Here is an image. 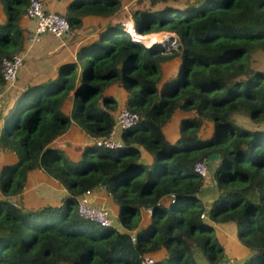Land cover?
Instances as JSON below:
<instances>
[{"label":"trees","instance_id":"obj_1","mask_svg":"<svg viewBox=\"0 0 264 264\" xmlns=\"http://www.w3.org/2000/svg\"><path fill=\"white\" fill-rule=\"evenodd\" d=\"M127 1L70 0L62 13L69 30L85 15L107 21L55 76L10 98L0 144L15 160L0 167V264H200L195 247L209 264H222L219 225L249 250L229 263L264 264V126L232 119L264 121V71L250 65L254 51L264 52V0H138L124 28ZM1 3L0 70L2 57L22 48L19 18L28 0ZM155 47L163 61L179 55L174 72ZM3 83L0 75V89ZM113 83L138 119L119 128L118 146L103 147L93 139L114 125ZM176 111L184 115L169 139L163 126ZM71 122L91 139L77 158L52 143ZM213 151V171L200 175L195 162ZM33 169L63 186L59 204L26 208L13 199ZM206 174L213 183L205 188ZM99 186L116 205L121 230L78 214L77 198ZM203 191L212 193L208 204ZM158 250L164 254L145 260Z\"/></svg>","mask_w":264,"mask_h":264},{"label":"crops","instance_id":"obj_2","mask_svg":"<svg viewBox=\"0 0 264 264\" xmlns=\"http://www.w3.org/2000/svg\"><path fill=\"white\" fill-rule=\"evenodd\" d=\"M69 1L70 0H42L46 10L57 11L60 13H64ZM5 17V12L0 0V22H3ZM106 21L107 17L85 15L81 17L80 26L71 29L62 38H56L49 33H42L38 40L28 42L27 35L34 30L35 21L32 18L26 17L23 13L19 18V25L23 33V44L22 48L18 50L23 53V61L12 85L16 86V88L14 87L15 89L14 93L12 92V95H15L28 83L39 82L47 77L55 76L59 65L66 61L75 60L78 47L84 41L96 35L99 27ZM162 66L165 67L163 64ZM9 89V87L0 89V128L2 126L3 117L6 115V111L9 108L8 106H10V98L12 95H7L9 94ZM108 91L113 94L117 100V108L114 111L115 116L116 112L124 106L123 100L125 95L123 90L115 83L108 87ZM69 107L70 101L66 100L64 110L68 111ZM182 115H184V113H181L180 111L174 112L163 126V132L167 138L174 139L177 137L178 122ZM118 136L119 128L117 127L114 132V138L118 139ZM90 141L91 139L80 129V127L76 125V123L71 122L66 130L57 136L52 143L61 148L69 158H77ZM2 149L3 151L8 150L6 148ZM5 153L7 159L3 164L15 160V155L11 151L8 150ZM141 158L145 162L150 161V156L145 151H141ZM206 185L207 184L205 183V188ZM64 195L65 189L58 183V181L49 177L40 169H33L28 172L24 186L19 194V196H21V202L18 198L15 199V197H13V199L26 208H36L47 204L57 205L60 203ZM84 196L92 204L107 207L111 215L116 219V205L111 201L109 195L101 186L88 191ZM209 201L210 200L203 198L205 204H208ZM141 215L142 218L145 219L148 217L149 213L142 209ZM116 227L120 230L122 229L119 223ZM159 256L161 255H155V257Z\"/></svg>","mask_w":264,"mask_h":264},{"label":"built area","instance_id":"obj_3","mask_svg":"<svg viewBox=\"0 0 264 264\" xmlns=\"http://www.w3.org/2000/svg\"><path fill=\"white\" fill-rule=\"evenodd\" d=\"M24 15L32 18L35 21V28L27 35V41L32 42L38 40L42 33H49L56 38H62L69 30L68 22L65 16L57 11L46 10L42 0H28L25 7ZM23 61V53L16 51L8 57H2L0 75L3 80V89L13 85L17 71ZM138 119L137 113L121 107L115 114V121L113 127L108 134L103 137L93 139L94 144L103 147H115L119 145V140L114 138L115 129L130 126ZM194 169L200 175L206 172V163L204 160L197 161L194 164ZM76 209L78 214L89 220L102 225L112 224L110 211L103 205H95L88 201V199L81 195L77 198ZM148 212V210H146ZM134 240V236H131ZM145 260L150 262L151 257H145Z\"/></svg>","mask_w":264,"mask_h":264},{"label":"rangeland","instance_id":"obj_4","mask_svg":"<svg viewBox=\"0 0 264 264\" xmlns=\"http://www.w3.org/2000/svg\"><path fill=\"white\" fill-rule=\"evenodd\" d=\"M144 1L146 2L147 0H144ZM181 1H183V0H178V2H181ZM137 2H138V0L137 1L136 0H128L126 2V4L123 5V8L126 9V15L122 19L124 24L126 22L125 28H126V26L129 27L130 22H132V20L130 18L129 9L133 8L137 4ZM153 36L158 37L161 40H163V39L167 38L168 34L158 33V34H155ZM154 51H155L157 58H159L157 55L156 47H155ZM178 57H179V55L172 56L165 61L161 60L160 58L158 60L161 64H163L165 66L164 67L165 70L174 71L176 68V62H177ZM250 65L253 66L254 68H257V69L264 71V52L254 51L251 54ZM14 87L16 88V86H10L9 87L10 89L8 91L9 94H7L8 96H11L14 93V89H15ZM232 119L236 124L241 125V126H245V127H251L255 124H258L260 126H264V121H262L260 123H254L245 114H242V113L233 114ZM201 133L207 134V135L211 133V129H210V126L208 123H204V126H203V129L201 130ZM2 151H3V149H2V146L0 144V167L3 165L4 162H6L7 155L5 152L8 150H6V151L4 150L5 152L4 151L2 152ZM3 156H5V157H3ZM205 177H206V184L208 186H212L210 181L212 183H213V181L210 178H209V180H207L208 179L207 174L205 175ZM214 185L215 184H213V186ZM203 193H202V195L204 198H206V200L212 199L210 197L211 194H207L206 191H203ZM16 198H18L21 202V196H19V195H18V197L15 196V199ZM110 215H111V213H110ZM111 218H112V224L115 226H118V222L116 221V219L112 215H111ZM216 228H217V231H216L217 237L224 247V257H225L224 261L237 262L241 258H243L246 254L249 253V250L247 248L243 247L242 244H240V242L235 238L234 233H233V229L229 225H219ZM192 251H193L194 258L200 264H209L207 262V260L204 258V256L202 255L201 251L198 250V248L195 247L192 249ZM157 254L163 255L164 254L163 250L162 251L158 250L156 252H153V253L149 254V257H151L153 259L155 257V255H157ZM62 264H66V263H62Z\"/></svg>","mask_w":264,"mask_h":264},{"label":"water","instance_id":"obj_5","mask_svg":"<svg viewBox=\"0 0 264 264\" xmlns=\"http://www.w3.org/2000/svg\"><path fill=\"white\" fill-rule=\"evenodd\" d=\"M136 41H139V40H136ZM139 42H141V41H139ZM141 43H143V42H141ZM144 45H146V44H144ZM218 157H219V154L217 152H214V151L213 152H210L209 154H207L206 159H205V163H206L207 170L209 172H212L213 171V169H212V163ZM108 178H109L108 175L103 176V178L100 181V185H105V183L107 182ZM221 263L222 264H231V263L225 262V261H222Z\"/></svg>","mask_w":264,"mask_h":264},{"label":"clouds","instance_id":"obj_6","mask_svg":"<svg viewBox=\"0 0 264 264\" xmlns=\"http://www.w3.org/2000/svg\"><path fill=\"white\" fill-rule=\"evenodd\" d=\"M133 27H134V23H133ZM125 28V27H124ZM129 33V32H128ZM145 46H148V45H145Z\"/></svg>","mask_w":264,"mask_h":264},{"label":"bare ground","instance_id":"obj_7","mask_svg":"<svg viewBox=\"0 0 264 264\" xmlns=\"http://www.w3.org/2000/svg\"><path fill=\"white\" fill-rule=\"evenodd\" d=\"M135 39V38H134ZM136 40V39H135ZM145 44V43H144ZM151 45V44H150Z\"/></svg>","mask_w":264,"mask_h":264}]
</instances>
